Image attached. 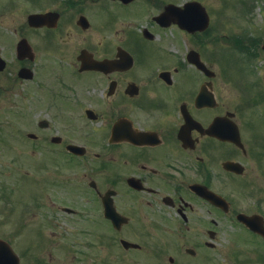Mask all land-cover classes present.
<instances>
[{
	"label": "flooded vegetation",
	"instance_id": "flooded-vegetation-1",
	"mask_svg": "<svg viewBox=\"0 0 264 264\" xmlns=\"http://www.w3.org/2000/svg\"><path fill=\"white\" fill-rule=\"evenodd\" d=\"M189 1L16 0V264H264V0Z\"/></svg>",
	"mask_w": 264,
	"mask_h": 264
},
{
	"label": "rangeland",
	"instance_id": "rangeland-1",
	"mask_svg": "<svg viewBox=\"0 0 264 264\" xmlns=\"http://www.w3.org/2000/svg\"><path fill=\"white\" fill-rule=\"evenodd\" d=\"M237 0H224V5L226 4L227 6H233L236 4ZM0 2H3V4H14V7L16 2L15 0H0ZM207 4H212V5H219L218 0H208L206 1ZM3 9V8H0ZM0 54L4 56V58L8 61H11L13 57L15 56L14 51H13V45L11 43L16 41V25L18 22H21L23 19H25V14L28 13L27 9H22L20 11L11 10L9 11L10 14L6 13V11L0 10ZM15 58V57H14ZM8 87L7 81L5 82V87H4V94L1 96L0 99V135H5L6 139L10 138L11 134L14 135L16 134V96L15 92L16 89L14 88V93H9L8 90L6 89ZM15 118V119H14ZM28 118V116H27ZM9 120V121H8ZM15 123H14V122ZM11 124L7 125V124ZM261 128L264 129V125L261 124ZM264 132V131H263ZM254 133H257L254 131ZM12 144L11 142L8 143L9 148L7 147V144L3 141V144L1 145L0 141V152L1 155H6V157H0V181L1 182H8L10 186L14 183L15 179L17 178V174L15 179H13L12 174L10 177L8 176L9 169H14L15 163H16V169L19 165L24 166V170L28 169V156L21 155L20 157L16 155V152H14L17 148L21 147L16 144L18 142H14ZM5 147V150L4 149ZM23 149H28V144H25V146H22ZM7 149L12 150V152H8ZM14 155H16V158H14ZM11 170L10 172H12ZM28 171V170H27ZM24 174H20V177H23ZM32 199V195L27 194L24 195L23 197H18L16 196V208H19L21 203H28ZM10 224L9 225H4L6 229L13 230L15 227V222L10 219ZM6 222V221H4ZM17 225V224H16ZM15 242H16V237H15ZM16 246V243H15Z\"/></svg>",
	"mask_w": 264,
	"mask_h": 264
},
{
	"label": "water",
	"instance_id": "water-1",
	"mask_svg": "<svg viewBox=\"0 0 264 264\" xmlns=\"http://www.w3.org/2000/svg\"><path fill=\"white\" fill-rule=\"evenodd\" d=\"M30 18H33V19H35L36 17H30ZM30 18H29V19H30Z\"/></svg>",
	"mask_w": 264,
	"mask_h": 264
}]
</instances>
